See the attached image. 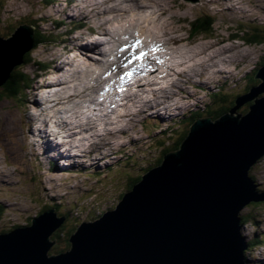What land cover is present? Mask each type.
Wrapping results in <instances>:
<instances>
[{"label": "rangeland", "instance_id": "1", "mask_svg": "<svg viewBox=\"0 0 264 264\" xmlns=\"http://www.w3.org/2000/svg\"><path fill=\"white\" fill-rule=\"evenodd\" d=\"M61 1L58 0V2ZM206 1L200 0L197 4L192 5L182 0H148L147 3L145 2L147 6L151 7L150 10L145 11L148 13L136 16L131 24L134 27L137 25V20L143 22L148 35L156 36L159 41L167 46L170 44L168 41H184L191 36V34H187L188 28L199 15L213 16L215 18L214 29L210 35L201 36L203 39H208L201 43H206L202 48H208L212 43H216L217 47L212 48V52L214 51L215 55L220 54L221 56L217 60L216 57L212 59L210 70H207L206 76L202 80H207L210 77L206 81L209 84L212 80L211 76L219 78H215L207 88L201 86V89H195L185 84L184 95L174 98V102L181 108L178 106V109L173 111V120L168 115L162 118L159 115L151 117L147 114H144L145 119L140 116L133 121H130L128 117L122 118L125 119L121 120L125 124L122 131L129 130L126 137L113 139L106 135L104 141L101 142L100 149L94 150L90 154L89 147H85V151L79 152L77 160L75 157L73 160L68 158L66 163L71 164L70 167L62 166L64 161L60 157L58 161L54 160L58 156L57 147L52 142L54 134L47 137L42 133L37 135L39 130L35 129L44 128L38 121L32 128L29 126L31 124L27 125L30 114L36 112L33 107L34 102L40 101L39 95H43V92L38 94V87L36 88V75L40 73L38 68L30 64L24 65L22 68L20 65L14 69V71L18 68L23 70V73L27 75L26 82L30 84L26 88L31 89L27 91V97L26 95L20 96L22 92L19 95L20 98L0 100V232H8L17 225L32 226L30 219L37 216L41 211L50 210V208H54L59 218L65 216L64 211L71 210L74 213L73 219L71 221L68 219L67 223L64 222L59 229L52 233L51 237L55 242L50 249V255L66 253V250L68 251L70 248L64 251L66 242L61 240L63 233L66 236L75 225L85 221V217H88L89 214L97 217L100 213L114 209V205L120 201V194L127 191L126 187L133 180L129 178L139 175L141 177L148 172V169L156 167L158 165L156 160L162 155V152L176 146L177 140H171L169 128L173 122H180V126L175 127L178 128V131L183 132L182 129L186 131L189 123L187 121L189 112L199 111L201 117L207 118L214 117L210 116V109L218 110L222 107H229L231 102L222 103L218 101L219 96L216 98L215 93H222L228 100L231 94L233 97L236 94H245L247 93L246 90L250 91V88L260 85V80L255 85L252 79L255 77V71L264 57V44L247 46L242 42V38H252V36H256L255 30H258L264 42V0H254L253 2H250L252 0H232L230 3L239 2V5L244 3L245 7L238 9L242 14L238 15L237 13L240 12L235 11L234 17L230 16L223 8L226 0L215 1L216 5L223 8V15L218 9L208 10V8L213 7L205 8ZM67 3L73 5L74 2L67 0ZM47 5L49 4H46L44 0H0V37L5 38L18 25H32L38 33H42L46 40L51 42L50 45L40 47L37 53L43 58V62L56 59L54 61L56 65L59 56L58 50L61 51L63 46L58 49L55 46L60 45L62 40L66 39L67 31L70 30L69 27L71 26L67 19H65L62 27L58 26L57 23L63 20V17H68L69 13L77 16L85 4L84 2L78 4L75 12H72L74 9L72 5L68 9H64L63 3L62 5H52L54 7L50 8H47ZM134 5H138L137 0ZM61 12H66V15H62ZM159 12L164 14L160 15ZM85 15L81 18V22L83 21L88 27L91 26L90 23L92 26L97 25V19L100 16H94L93 12ZM130 18L131 16L128 19ZM145 20H150L149 23L157 31L153 32ZM253 41H256V38ZM69 54L71 57V52ZM226 62L227 65H225ZM172 69L174 68L172 67ZM195 69L198 70L197 74L201 73L198 67ZM173 72L174 70H168V74ZM51 76L56 77V74ZM155 76L157 74H154V78ZM195 81L200 82V79L195 78ZM171 90L177 92L178 87L171 88ZM169 95L170 98L172 94ZM261 97L263 96L259 95L258 99ZM169 98L167 101H171L172 98ZM170 105H167V110L171 108ZM247 108L248 105H244L238 113L245 114L248 111ZM229 111H226L225 114ZM46 113L51 117V119L48 118L50 123L54 114ZM222 115L224 113L219 117ZM158 124L161 125L158 127ZM148 125L150 126L149 130L145 128ZM163 132H166V135ZM158 140H161V145L157 143ZM105 144L108 145L104 146ZM172 151L174 149L165 153ZM101 157L105 158L102 159ZM51 161H54L57 166L53 170L47 171V174L51 172L52 174L51 178H46L43 173L47 170L46 168L50 169ZM11 164H23L25 171L13 172L11 167L9 168ZM107 167H111L112 170L106 171ZM252 175L259 183L258 190L264 191V156L253 167ZM49 179H52L51 183L48 181ZM62 203L64 205L70 204V206H64ZM240 213V216L243 217H241L242 220L244 217L247 218L243 223L246 228H241V233L244 237L247 236V241L250 242L256 233L264 239V230H262L264 228V204L257 206L250 204ZM249 218H252V221L258 218L261 227H257L255 222L251 223L256 228L252 226L248 221ZM56 234L60 237L57 240L54 239ZM245 234L247 235L245 236ZM53 250L59 251L54 252ZM245 256L251 261L250 263L264 262V248L257 247L252 250L250 246Z\"/></svg>", "mask_w": 264, "mask_h": 264}, {"label": "water", "instance_id": "2", "mask_svg": "<svg viewBox=\"0 0 264 264\" xmlns=\"http://www.w3.org/2000/svg\"><path fill=\"white\" fill-rule=\"evenodd\" d=\"M33 38L28 26L0 37V88ZM254 78L259 86L237 96L219 119H197L178 149L163 154L114 209L82 222L66 253L46 258L52 233L65 222L48 210L32 226L0 234V264H246L240 212L264 203L250 175L264 156V63Z\"/></svg>", "mask_w": 264, "mask_h": 264}, {"label": "bare ground", "instance_id": "3", "mask_svg": "<svg viewBox=\"0 0 264 264\" xmlns=\"http://www.w3.org/2000/svg\"><path fill=\"white\" fill-rule=\"evenodd\" d=\"M118 1L119 0H89V1L84 2V4H85V7H89L91 9L90 10L91 12H94V16H96V17L100 16V17H102V21L103 22H105V23L107 22L106 24L105 23H100V17L97 19L98 26L104 33V34H102V37L106 38L110 34V32L108 30H106L104 32V30L102 28L103 26L105 27L104 29H106V28L113 29V30H116L118 32L119 31L122 32L123 31L122 29H124V28L129 30V31H131V32H133V33L136 32L137 33V38H139L141 40H143L144 38L146 39L145 43H142V44L139 43V45H138V46H140L139 50L143 51L144 53H146V55L149 52L148 55H151V49H154V48H151L149 46V44H147L148 39H149V35H148V32H146V30H145L144 23L137 20V25H135L133 27L132 24H131L132 20L136 19V16H138L140 14L146 15V13H148V12H145V11L149 10L150 7H147V8H144V7H130L128 5V0H125V1H122V2H118ZM214 1H217V0H214ZM253 1L254 0H252L250 2H253ZM111 3H117V4H112L111 6L105 8V9H102L100 11H95L99 6H101L103 4H111ZM53 5H55L54 0H53ZM75 5H77V3H75L74 6ZM223 6H224L223 8L226 10V12L230 16H233V17L235 16V11L236 12L239 11L238 10L239 8H245L244 7V3H242V5H240V6H238L236 3L231 4L230 0H226L224 2ZM223 8H221V9H223ZM160 11H161V8H160ZM108 14H109V16L104 17L105 15H108ZM135 14H137V15H135ZM162 14L163 13H160V15H162ZM237 14L239 15V14H242V13L240 12V13H237ZM129 16H131L130 19H128ZM126 19L128 21H124ZM145 21L147 22V23L145 22L146 24L150 25L151 30H153V32L157 31L156 28L154 26H152L151 23H149L150 20H145ZM90 24H92V23H90ZM109 38L112 39L111 36H109ZM112 41H114V40H112ZM168 42H170V41H168ZM167 44H169V43H167ZM215 47H217V46H215ZM207 49H208L209 54H211V55L213 54V55L209 56L207 58V60H206L208 62L207 66L205 64L201 65L202 68H206V69L210 68V66L212 65V59H214L216 57V60H217V58L219 56H221L220 54L215 55L214 51L212 52L211 45L209 46V48H203L202 51H200V52L202 54H204V53H206ZM92 50L93 51H98L99 49L98 48H92ZM158 52H159L158 54L164 53L163 48H160ZM76 55L78 56L79 54H76ZM197 56L200 57L199 53H197ZM154 57L155 56H152V58H154ZM164 58H165V56L162 57V56L156 55V61L163 60ZM177 58H178L179 62L177 64L176 70H174V72L172 74L168 75L166 77L167 78L166 80H172L174 76L177 79H175L172 83L167 85L164 89H151L149 91L150 94H154L157 90H160V91L157 92V95H155L154 99L148 100V99L145 98V99H142L139 102H137L138 104H141L142 106H144V108H146L147 110L151 109L150 112H151L152 115H155V116L159 115V111L161 110L163 115H165V116L172 115L173 116V111H175V109L177 110L178 106H179L177 103L174 102V98L177 97V96H180V95H182L184 93L183 91L185 90V88H184L185 84H188L190 87L195 88V82H194L195 78H197V77L200 78L202 76H206L205 74H206L207 70H205L204 72H202L200 74H197L198 70L195 69V68H191V66L193 64V61L195 59L194 57L187 58V61H186L182 57V55L179 54L177 56ZM87 60L88 61H85V62L81 61L80 65L86 66L88 68H90V67L99 68L100 64L97 61L90 60L89 57H88ZM168 60L169 59L165 60V62L168 61ZM152 62L156 63L154 61H152ZM227 64L228 63L226 62L225 65H227ZM157 67H159V66L157 65ZM165 67L170 68L172 66L166 64ZM208 70H210V69H208ZM85 72H87V70ZM203 73H204V75H203ZM149 74L150 73H147L148 78L151 77ZM82 76L83 77H81L80 74L75 75V79L76 80L74 82H78L79 81V77H80L81 78L80 79L81 82H79V83L81 84V83L84 82V84L86 85L84 87L83 91L78 89L79 86L76 84V85L70 87V89L68 90L67 93L61 94V96H55L54 97V98H58V99H60L63 96H66L67 98H71V100L67 102V105L74 103V101H77V102L81 101L79 104H76L75 106H73L74 104H72V109L70 110L71 113H69L68 118L64 119V121L58 122V119L56 118L57 112L54 111V110H51V111H48V113H51V114H54V115L52 116L53 120L49 123V119H51V117H50V115H46L47 114L46 113V108L42 107V103L40 104L39 101H35L34 102L33 107H34V110L36 112L30 114V116L28 117V124H31V125H29V126H31V128H32V125H34L36 121H38L40 124H42V127H44V128L35 129V130H39V131H37V135L39 133H42V135L45 134L46 137H47V136H50L49 134H51V135L54 134L55 135V133L58 134V133H62V131H63L62 136H65V133H67V132L69 133L70 130H73V133L70 132V134L67 135V138H68L67 141H71L72 139H74L76 133H78V135H76V137H75L76 138L75 140H77V139H80L81 135L84 132H86L87 130L91 131L93 133L96 132L97 124L98 123H104L103 119L102 120L99 119V115L92 113L93 110L90 109V102L88 100H85L86 99V95H88V94L85 95V91L88 89L87 87H89L87 85V82H86L88 80L87 78L89 76H87V73H82ZM211 77H212L213 80L215 78H219V77H216V76H211ZM68 78L69 77H67L66 79H68ZM72 78H73V75H72ZM94 80H96V79H94ZM149 81H151V80H148L147 78H143L139 82V87H141L143 89L147 88V86H149V84H148ZM91 82H93V80H91ZM160 83H162L161 80H160ZM203 85H208V84L206 82H204ZM174 86L178 87V91L177 92H175L173 90H170ZM95 87L97 88V90L99 89V87L97 85ZM179 87H181V88H179ZM134 91H136V90H134ZM143 93H144V90H143ZM169 94H172V96H173V97L172 96L170 97V98H172L171 101H167L169 96H170ZM139 96H141V95H139ZM45 97H47V94L45 95ZM128 103H129V99L128 98L121 97L119 102H118V104H117L118 105V110L120 108L122 111H124L125 105L128 104ZM169 104H171L170 105L171 108L169 110H167V105H169ZM135 109H138V107H136ZM141 114H144L143 110H141V109L140 110H136L134 112H131L130 113L131 119L135 120L136 118H138L140 116L144 118V115H141ZM113 116H115V113L109 114L107 116V120L111 119V117H113ZM42 118H43L44 122L42 121ZM83 122H84V124H82ZM72 124L75 125V126L70 127ZM81 126H85V128L82 129ZM77 128H78V130H77ZM32 133H34V132H32ZM128 134H129V130H124V131H122V130H119V131H104L102 136H101L100 133H95V134H93L92 137H89V140L86 141V143H84L83 146H82L81 143H79V146L74 147V148L69 146L67 153L70 156L69 158H71L73 160V157H75V159L77 160L78 157H79V152L85 151V147H89L90 154H91L92 151L100 149V145L102 146L101 142L104 141V138L106 137V135H109L113 139H116V138H120V137H123V136L126 137ZM59 140H63V137H60ZM107 145L108 144H105L104 146H107ZM88 154H89V152H88ZM101 158L104 159L105 157H101ZM58 205H60V204H58ZM64 218H65L64 221L66 222L68 220V218H66V217H64ZM87 222H90V221H87ZM244 228H246V227H244ZM56 255L57 254L50 255V251H49V253L46 255V258L49 259L51 257H56Z\"/></svg>", "mask_w": 264, "mask_h": 264}, {"label": "trees", "instance_id": "4", "mask_svg": "<svg viewBox=\"0 0 264 264\" xmlns=\"http://www.w3.org/2000/svg\"><path fill=\"white\" fill-rule=\"evenodd\" d=\"M31 22V21H30ZM213 22H214V19L213 18H211V17H206V18H201V19H197V20H195V21H193L190 25H191V31H190V34L192 35V36H197V35H199L200 33H203V34H206V35H210L211 33H212V31H213ZM255 32H256V36H252V38L250 37H248V38H244L245 40H246V42L248 43V44H256V45H259V44H264V42L262 41L263 40V38L259 35V31L258 30H255ZM11 34V33H10ZM9 34V35H10ZM9 35H7V36H9ZM254 38H256V41H253V39ZM50 43V41L49 40H46V38L43 36V34L42 33H38L37 35H36V38H35V43H34V45H35V48L34 49H37V47H39V46H43V45H46V44H49ZM33 54V52L32 53H28L27 54V59L25 60V62L28 60V64H25V65H30V64H32L33 63V66H35V67H38L40 70L41 69H43V68H45L46 67V65L44 64V62H42V61H40V60H38L37 58H32L31 57V55ZM263 63H264V60H263V62L261 63V65H263ZM256 72V71H255ZM255 74V73H254ZM253 78V77H252ZM26 80H27V75H25L24 73H23V70H21L20 68H18L16 71H13L12 73H11V75H10V78L8 79V81H7V83L1 88V91H0V100H5V99H10V98H13V99H15V98H20V94L25 90V88L28 86V83L26 82ZM252 81H253V84H257V82L258 81H256L254 78L252 79ZM28 95H26V97H27ZM216 98L219 96V100L218 101H221L222 103H224V102H227V101H230L231 102V99L232 98H229L228 100H227V98L226 97H223V95L221 94V93H218V94H215L214 95ZM231 96H232V94H231ZM230 96V97H231ZM17 104H19V102H17ZM232 102L229 104V107H222V108H219L218 110H215V109H210V111H209V113H210V116H214L213 118L214 119H217V118H219V116L221 115V114H225L226 113V111H229V109L232 107ZM246 105H248V108H249V104H246ZM248 108L246 109V110H248ZM202 115L200 114V112L198 111L197 113H195V114H191V116H190V118L188 117V119H187V121H189V123L188 124H191L194 120H196V118H199V117H201ZM217 116V117H216ZM178 125V122H176V124L175 123H172L171 124V127H169L170 128V130H171V140L172 139H176L177 140V144H176V146L174 147V148H172V149H170V150H173L174 149V151H175V149L176 148H178L179 147V145H180V143H181V141L185 138V136H186V134H187V132H180V130L178 131L177 129L178 128H175L176 126ZM175 128V129H174ZM164 133V132H163ZM165 135H166V132L164 133ZM172 137H174V138H172ZM165 141V140H164ZM159 145H161V140H158V142H157ZM170 150H165V151H163L162 152V155L163 154H165V152H168V151H170ZM162 157V156H161ZM161 159V158H160ZM160 159H158V164H159V161H160ZM111 170V169H110ZM116 171H118V170H116ZM118 174L120 173V172H117ZM142 173V172H141ZM123 175V174H122ZM123 177V176H122ZM140 175L139 176H136V177H131V178H129L130 180L131 179H133L131 182H130V184H129V186H127L125 189L128 191V190H130L131 188H132V186L134 185V184H136L138 181H140ZM251 178H252V180L256 183V184H258L259 185V183H258V181L255 179V177H254V175H252L251 176ZM256 180V181H255ZM124 189V190H125ZM122 195L123 194H120V197H119V200L122 198ZM253 205H255V206H257V205H260V204H253ZM115 206V205H114ZM65 213V216L71 221V219H73L72 217H74V213L70 210V211H64ZM94 216H92V215H88V218L86 219V220H90V221H94V218H93ZM243 218V217H242ZM75 219H78V218H75ZM247 220V218L246 217H244V219L242 220V224L245 222ZM249 220V219H248ZM66 223H67V221H66ZM76 226L77 225H75V228H73L72 230H70V231H68V233H67V235L66 236H64V233H63V238L61 239V240H65V245L64 246H66V248H64V251L68 248H70V242H69V239H70V237H71V235L75 232V230H76ZM17 227H18V225H17ZM17 227H15V228H17ZM1 233H5V232H0V234ZM57 238L59 239L60 237H59V235L58 234H56L55 235V237H54V239H56L57 240ZM60 240V241H61ZM51 242H53V240L51 239ZM262 244H264V239H263V237H261L260 235H258V234H256L255 235V240L254 241H252L251 243H249V245H251V246H253V247H255L256 245H258V246H260V245H262ZM58 249V248H57ZM54 252H57V251H59V250H53ZM67 251V250H66ZM61 252V251H60Z\"/></svg>", "mask_w": 264, "mask_h": 264}, {"label": "snow or ice", "instance_id": "5", "mask_svg": "<svg viewBox=\"0 0 264 264\" xmlns=\"http://www.w3.org/2000/svg\"><path fill=\"white\" fill-rule=\"evenodd\" d=\"M139 43H140V41H137V42H136V45L138 46ZM145 55H146V53H144V52L141 51V52H139L138 55H136L134 58H135V59H143V58L145 57ZM125 75H129V76H130L131 73H125ZM121 90H123V89H121Z\"/></svg>", "mask_w": 264, "mask_h": 264}]
</instances>
